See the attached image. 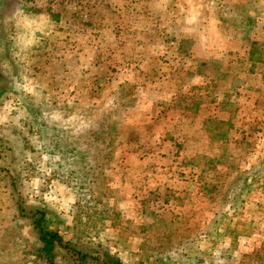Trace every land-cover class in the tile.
I'll list each match as a JSON object with an SVG mask.
<instances>
[{"label": "rangeland", "instance_id": "374dc122", "mask_svg": "<svg viewBox=\"0 0 264 264\" xmlns=\"http://www.w3.org/2000/svg\"><path fill=\"white\" fill-rule=\"evenodd\" d=\"M5 1L0 264H43L18 204L124 264H264V0Z\"/></svg>", "mask_w": 264, "mask_h": 264}, {"label": "trees", "instance_id": "16d2710c", "mask_svg": "<svg viewBox=\"0 0 264 264\" xmlns=\"http://www.w3.org/2000/svg\"><path fill=\"white\" fill-rule=\"evenodd\" d=\"M19 6V10L25 14L36 11L32 5H28V2L22 0H14ZM5 0H0V56L7 59L8 52V32L9 28L5 23L6 18L12 12L14 6L5 7ZM249 50V59L256 63L257 54L259 53V47L255 42H251ZM183 47V45H182ZM5 51V52H4ZM263 51V50H262ZM264 52V51H263ZM264 62V61H263ZM1 65V63H0ZM0 71H2L0 69ZM7 76V82L10 84L12 77H9L8 72L5 70ZM224 77V74H220ZM1 82V81H0ZM0 84V102L8 96V93H13L12 89L2 88ZM35 104H25V111L27 112L30 119L40 116L43 117L42 113L39 112ZM39 122H36L39 125ZM19 213L25 218H29L34 229L37 231V244H31L27 260L30 262L41 261L43 264H124L122 260L116 255L112 254L108 249L100 246L95 249L83 251L77 249L74 244L67 242L60 234L62 221L57 218L55 212L49 210L47 207H37L29 210L27 213L24 212L21 204ZM55 228V230H51Z\"/></svg>", "mask_w": 264, "mask_h": 264}, {"label": "crops", "instance_id": "0c3cea01", "mask_svg": "<svg viewBox=\"0 0 264 264\" xmlns=\"http://www.w3.org/2000/svg\"><path fill=\"white\" fill-rule=\"evenodd\" d=\"M258 46L260 45L258 42H255ZM250 44H251V42H250ZM251 46V45H250ZM249 53V52H248ZM250 57V56H249ZM257 60H260V59H257ZM261 63V62H263V61H256V63Z\"/></svg>", "mask_w": 264, "mask_h": 264}]
</instances>
